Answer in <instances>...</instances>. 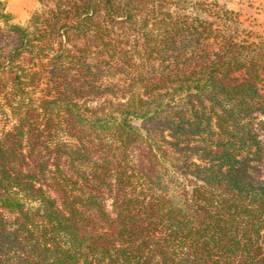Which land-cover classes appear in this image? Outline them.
Instances as JSON below:
<instances>
[{"label": "trees", "instance_id": "trees-1", "mask_svg": "<svg viewBox=\"0 0 264 264\" xmlns=\"http://www.w3.org/2000/svg\"><path fill=\"white\" fill-rule=\"evenodd\" d=\"M0 2V264H264V45L210 0Z\"/></svg>", "mask_w": 264, "mask_h": 264}, {"label": "rangeland", "instance_id": "rangeland-1", "mask_svg": "<svg viewBox=\"0 0 264 264\" xmlns=\"http://www.w3.org/2000/svg\"><path fill=\"white\" fill-rule=\"evenodd\" d=\"M217 7L232 11L242 34L249 40L264 45V0H210ZM4 12L10 16L9 24L25 25L38 8L39 0H0ZM4 24L0 21V27Z\"/></svg>", "mask_w": 264, "mask_h": 264}]
</instances>
